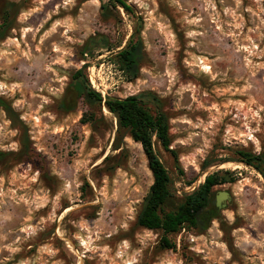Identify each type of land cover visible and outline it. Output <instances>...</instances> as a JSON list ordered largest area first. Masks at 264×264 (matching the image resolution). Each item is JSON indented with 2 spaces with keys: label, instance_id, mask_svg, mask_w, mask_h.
<instances>
[{
  "label": "rangeland",
  "instance_id": "374dc122",
  "mask_svg": "<svg viewBox=\"0 0 264 264\" xmlns=\"http://www.w3.org/2000/svg\"><path fill=\"white\" fill-rule=\"evenodd\" d=\"M124 1L131 12L104 18L100 0H0V97L15 119L0 108V264H264V175L237 153L264 152V0ZM134 28L144 57L127 81L110 56ZM78 69L102 97L144 94L167 113L166 209L231 172L206 228L184 226L169 249L136 224L146 157L105 106L72 92Z\"/></svg>",
  "mask_w": 264,
  "mask_h": 264
},
{
  "label": "trees",
  "instance_id": "16d2710c",
  "mask_svg": "<svg viewBox=\"0 0 264 264\" xmlns=\"http://www.w3.org/2000/svg\"><path fill=\"white\" fill-rule=\"evenodd\" d=\"M100 2L99 14L104 18L108 17L112 9L117 10L118 7L126 13L132 11L124 0H100ZM9 26L5 11L0 22V39L3 38ZM83 50L84 53H88L91 50L90 45H86ZM143 57L144 48L139 28H134L126 44L110 56L127 81L138 77ZM70 86L76 97H83L89 107L94 104L105 106L116 118L118 130L124 131L133 141L141 145L152 175V183L136 217V224L146 229L160 231V245L169 249L174 248V243L168 236L184 226L206 228L211 219L207 215L210 211L208 206L212 188L215 185L233 181V178L229 177L231 172L217 170L205 175L203 182L191 192L185 193L178 204L166 209L172 200L170 178L158 156V150L161 148L164 151L173 152L170 148L171 137L167 113L160 106L151 111L143 100L144 94L122 98L109 95L102 97L98 91L91 88L87 79L82 77L81 69L72 74ZM156 101L159 102V100ZM60 107L67 111L72 110L74 105L69 100H62ZM0 108L14 124V112L8 102L1 97ZM22 139L23 148H26L28 138L25 133ZM237 153L240 161L255 167L264 175V152L254 155L249 151L240 150Z\"/></svg>",
  "mask_w": 264,
  "mask_h": 264
},
{
  "label": "water",
  "instance_id": "95a60500",
  "mask_svg": "<svg viewBox=\"0 0 264 264\" xmlns=\"http://www.w3.org/2000/svg\"><path fill=\"white\" fill-rule=\"evenodd\" d=\"M229 194L226 191H219L215 195V205L216 207L220 208L223 206V202L228 199Z\"/></svg>",
  "mask_w": 264,
  "mask_h": 264
}]
</instances>
